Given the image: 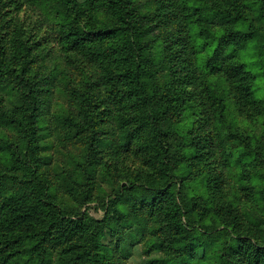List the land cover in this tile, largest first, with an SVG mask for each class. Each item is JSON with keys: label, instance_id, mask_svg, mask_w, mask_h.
<instances>
[{"label": "rangeland", "instance_id": "374dc122", "mask_svg": "<svg viewBox=\"0 0 264 264\" xmlns=\"http://www.w3.org/2000/svg\"><path fill=\"white\" fill-rule=\"evenodd\" d=\"M100 1L90 15L89 0H0V206L44 192L85 222L64 240L59 220L5 264H264V108L231 72L244 64L264 102V0ZM89 23L119 35L72 48ZM230 27L236 53L218 42ZM177 83L188 102L166 112ZM226 122L258 166L236 145L191 159L202 126Z\"/></svg>", "mask_w": 264, "mask_h": 264}, {"label": "trees", "instance_id": "16d2710c", "mask_svg": "<svg viewBox=\"0 0 264 264\" xmlns=\"http://www.w3.org/2000/svg\"><path fill=\"white\" fill-rule=\"evenodd\" d=\"M90 1L89 9L85 12H89L91 15L95 10L94 6L101 1L96 0L93 3H90ZM121 2L122 0H116L107 5L115 11H118ZM86 5H78L79 12H81L80 8H85ZM131 27L133 28V25ZM88 30L91 31L90 34L87 33ZM119 31V29L109 30L105 28L95 33L92 30V23H89L86 31L77 28L68 34V43L72 48L79 49L82 44H86V40L89 37L108 34L118 36ZM218 42L222 50L230 49L236 53L240 51L247 41L241 30L235 31L230 27L220 34ZM184 52L187 56L189 55L188 49ZM231 72L233 75V84L235 88L237 87L238 97L243 98L249 105L253 102L257 110H262L264 108V102H256L253 100V84L248 80L246 66L241 63H234L231 66ZM177 84H179L178 90L176 89L174 93L171 91L164 101H161V104L165 106L166 112L178 110L180 104L183 105L188 102L181 94H189V89H183L180 83ZM196 84L197 90L200 91L202 83L197 82ZM220 122L216 124H220ZM222 129H225L223 135L216 129V126H202L199 133L200 138L197 143V151L191 156V159L198 165H203L208 155L210 156V152L213 151H217L213 155L214 161L216 164H220L221 159L224 157L223 153L231 150L234 145L239 144L240 139H243L242 135L235 133L236 131L232 132V127L227 122L222 126ZM226 133H229V135H225ZM248 140L249 142L243 143L242 146L236 145L241 148L239 159L236 162L241 164V167L244 169H253L255 165L258 166L262 161L257 157L259 153L252 149L253 144L250 143L252 140ZM46 198L44 192H41L21 201H10L0 206V264H5L7 257L10 259L11 256L21 253L22 250L18 248L26 247V243H30V246L31 244L33 245L32 241L45 240L56 228L57 223H60L59 220L67 222L65 226L60 225L58 228L62 229L60 235L64 240L73 239L82 233L85 224L82 219L78 221L65 219V212ZM66 231H68V234H65Z\"/></svg>", "mask_w": 264, "mask_h": 264}]
</instances>
